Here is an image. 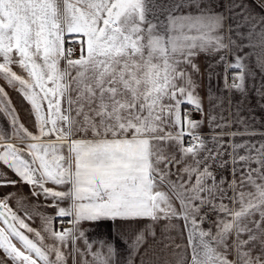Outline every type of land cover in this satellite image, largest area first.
Here are the masks:
<instances>
[{"label": "snow or ice", "instance_id": "snow-or-ice-1", "mask_svg": "<svg viewBox=\"0 0 264 264\" xmlns=\"http://www.w3.org/2000/svg\"><path fill=\"white\" fill-rule=\"evenodd\" d=\"M202 53L229 92L207 111ZM0 82V189L28 187L0 192V264H147L160 226L175 264H264V130L252 109L240 115L252 97L264 110V12L245 0H0ZM109 222L122 247L89 239Z\"/></svg>", "mask_w": 264, "mask_h": 264}, {"label": "crops", "instance_id": "crops-1", "mask_svg": "<svg viewBox=\"0 0 264 264\" xmlns=\"http://www.w3.org/2000/svg\"><path fill=\"white\" fill-rule=\"evenodd\" d=\"M161 2L163 3H167V0H161ZM245 4L246 6L254 13L256 14H261L262 12H264V7H257V5L260 4V0H245ZM213 57L210 55H206V54H201L200 56L197 57L196 62L199 64L200 66V75L199 77H197L198 79V83H199V87H198V92L202 98V103L204 106L205 111L208 110L209 108V99H212L213 103H215L216 98L217 97H228L229 96V92L224 91L222 92L221 90L224 88V76H223V68L222 66L220 67H215L213 68V77L211 80H209L208 78V66L210 64H212L213 62ZM18 70V69H17ZM19 71V70H18ZM253 71L256 72V81H259L260 79V73L259 71L253 67ZM232 76V73L229 72L228 73V78ZM229 82H231V79L229 78ZM2 83V82H0ZM248 84L253 83L252 80H248L247 81ZM6 91H8L9 96L11 97V100L13 102V104L16 106V108L19 111V115L21 117L22 122H24L26 124V126H28L29 128L32 127V120L31 117L29 115L28 112V105L25 103V101L23 100L22 96L10 89V88H6ZM211 93V95H210ZM232 96V101L233 104L236 103V101L240 100V94L238 93H231ZM224 107L227 108L228 107V103H227V99L224 100ZM248 109H252V112L254 113V115L259 118V123L256 124V127L258 129L264 130V110H262L261 108H259L256 104V99L255 97H252L251 101H245L244 105H243V110L241 111L240 115L242 116H248L250 113L248 111ZM219 111V110H217ZM225 115H227V112H225ZM196 119H200V114L197 113ZM6 126V121L4 120V118L2 116H0V128L5 127ZM243 131L242 128H240L239 125H232V127L230 129H227L226 131ZM217 131H219V129H217ZM200 132L202 135H210V129L207 123V120H205L204 125L202 126V128L200 129ZM187 139V137H186ZM228 137H225V140H227ZM248 139L247 136L244 137H237V142H240L241 140H245ZM252 139H256L259 140L260 137L256 136V137H252ZM241 154H243L241 152ZM227 159V157H225ZM253 167H255V165H253ZM230 169V166H229ZM7 170L0 165V175H4L5 172ZM8 176L10 179H16V177L11 173V172H7ZM223 175L226 176L229 180H231V175H230V170H226L223 172ZM219 179V176H218ZM226 186V185H225ZM0 192H17L21 195L26 196V194L28 193V187L25 185H20L17 188H3L0 189ZM42 211H45L47 214L51 215L54 213V209L52 208H47V209H41ZM67 222V218H65V220ZM57 222H60L59 220H57L55 222L56 227H57ZM39 220L37 219L34 223H33V227H38L39 226ZM180 226L182 228L183 222L180 221ZM86 228L89 227V225L85 224L84 225ZM205 227H207V225H204ZM93 228V231L91 233H89V239H95V238H106V239H112L119 247H122V245L119 244V240L117 239V236L119 235V233L117 232V227H120L119 225H112L110 222L109 223H105V224H101L99 227L96 226H91ZM123 228L126 230L127 229V225L123 226ZM161 230H162V226L157 227L156 229V240H153L151 237L148 238L147 243L144 245L143 248H141V251L144 252L145 249H147L146 253H145V260L147 261V264H165V261H169L170 264H175V254L173 253V249L170 248H164L163 245L161 243H158L157 241L160 240L161 238ZM180 228H177L175 231L171 232L170 235L175 237V243L176 244H181L184 245L187 243L186 237L185 238H181L179 233H180ZM165 243H167V241H165ZM80 246L83 247V242H80ZM69 264H71V261H69ZM138 264V262H137Z\"/></svg>", "mask_w": 264, "mask_h": 264}, {"label": "built area", "instance_id": "built-area-1", "mask_svg": "<svg viewBox=\"0 0 264 264\" xmlns=\"http://www.w3.org/2000/svg\"><path fill=\"white\" fill-rule=\"evenodd\" d=\"M231 79V77H229ZM196 116H197V113H194L193 114V118L196 119ZM57 228L60 227V222H57ZM64 226L67 227L68 226V223L66 221L63 222Z\"/></svg>", "mask_w": 264, "mask_h": 264}]
</instances>
